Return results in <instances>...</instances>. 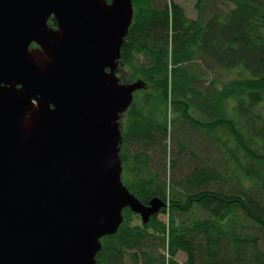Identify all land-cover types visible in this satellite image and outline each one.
Listing matches in <instances>:
<instances>
[{"label": "trees", "instance_id": "trees-1", "mask_svg": "<svg viewBox=\"0 0 264 264\" xmlns=\"http://www.w3.org/2000/svg\"><path fill=\"white\" fill-rule=\"evenodd\" d=\"M192 7L133 0L118 72L143 87L121 120L122 181L165 206L148 223L125 209L97 264H264V0Z\"/></svg>", "mask_w": 264, "mask_h": 264}, {"label": "water", "instance_id": "water-1", "mask_svg": "<svg viewBox=\"0 0 264 264\" xmlns=\"http://www.w3.org/2000/svg\"><path fill=\"white\" fill-rule=\"evenodd\" d=\"M133 15V0H0V264H97L125 209L148 223L165 206L122 181Z\"/></svg>", "mask_w": 264, "mask_h": 264}, {"label": "rangeland", "instance_id": "rangeland-1", "mask_svg": "<svg viewBox=\"0 0 264 264\" xmlns=\"http://www.w3.org/2000/svg\"><path fill=\"white\" fill-rule=\"evenodd\" d=\"M179 1L182 2L186 6L190 15L193 16V7L192 6H193L194 0H189V1L188 0L187 1L179 0ZM179 260L183 262L185 260V256L183 254H181L179 257Z\"/></svg>", "mask_w": 264, "mask_h": 264}, {"label": "flooded vegetation", "instance_id": "flooded-vegetation-1", "mask_svg": "<svg viewBox=\"0 0 264 264\" xmlns=\"http://www.w3.org/2000/svg\"><path fill=\"white\" fill-rule=\"evenodd\" d=\"M48 25L51 29H54V30H57L58 29V24L56 23V20L54 19V17H51L49 22H48ZM40 48L39 45H37L36 43H33L32 46H31V49H38ZM119 70V69H118ZM116 72L117 75H119V72Z\"/></svg>", "mask_w": 264, "mask_h": 264}]
</instances>
